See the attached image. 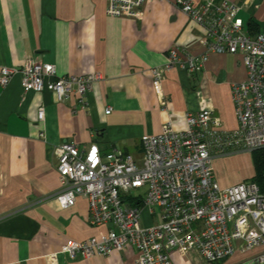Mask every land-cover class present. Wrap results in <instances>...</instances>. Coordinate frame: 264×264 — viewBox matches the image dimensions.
Segmentation results:
<instances>
[{
  "label": "crops",
  "instance_id": "obj_1",
  "mask_svg": "<svg viewBox=\"0 0 264 264\" xmlns=\"http://www.w3.org/2000/svg\"><path fill=\"white\" fill-rule=\"evenodd\" d=\"M230 1L242 6L240 17L250 35L264 30V0ZM250 24L256 33L249 32ZM204 34L166 1L148 2L140 18H127L108 16L106 0H0V72L40 55L56 65L58 76L102 75L87 96L88 107L76 113L75 99L60 103L47 88L25 92L19 75L0 85V264H47L45 256L54 252L59 264H134L137 253L132 247L109 257L76 260L61 252L69 240L99 237L110 227L89 223L83 198L71 208L60 207L58 148L64 142L95 143L103 155L117 147L139 161L144 135L161 133L168 122L175 131H184L186 115L203 107L227 129H236L232 87L247 78L238 55L212 52L202 71H168L162 99L154 89L151 70L165 66L169 50L179 47L185 54L201 55L206 50L198 40ZM53 80L48 77L45 83ZM41 107L44 121L38 118ZM240 157L249 161V170L232 175L229 166ZM251 163L248 154L216 158L215 178L223 188L237 185L255 176ZM144 212V225L157 223L147 209ZM262 252L264 246L239 250L213 264H256L253 259ZM171 260L208 264L196 250L187 255L172 252Z\"/></svg>",
  "mask_w": 264,
  "mask_h": 264
},
{
  "label": "built area",
  "instance_id": "obj_2",
  "mask_svg": "<svg viewBox=\"0 0 264 264\" xmlns=\"http://www.w3.org/2000/svg\"><path fill=\"white\" fill-rule=\"evenodd\" d=\"M106 1L108 16L127 18H140L148 2H170L204 29L198 42L205 53L188 55L174 47L165 66L151 70L160 99L168 71H202L212 52L240 56L247 78L232 87L238 119L234 130L203 107L186 115L184 131H175L168 122L161 133L144 135L139 161L117 147L103 155L95 143L61 144L57 202L68 209L83 198L88 202L89 223L110 227L99 237L69 240L61 252L76 260L109 257L132 247L137 253L134 264H172V252L187 255L196 250L206 263L213 264L239 250L264 246V189L254 180L223 188L214 174L216 158L264 151V30L250 35L240 17L242 6L230 0H201L198 5L191 0ZM16 75L21 77L25 92L47 88L56 93L60 103L75 99L73 113L88 107L87 96L102 79L99 73L58 76L56 65L44 62L40 55L20 68L3 67L0 85L7 86ZM48 77L54 80L46 84ZM38 118L45 120L44 107ZM146 209L157 223L144 225ZM45 259L47 264H59L58 252ZM253 262L264 264V252Z\"/></svg>",
  "mask_w": 264,
  "mask_h": 264
},
{
  "label": "rangeland",
  "instance_id": "obj_3",
  "mask_svg": "<svg viewBox=\"0 0 264 264\" xmlns=\"http://www.w3.org/2000/svg\"><path fill=\"white\" fill-rule=\"evenodd\" d=\"M237 155H250L252 157V167L254 168V171H255V176L257 174V165H256V161L257 158H258V155L259 153H255V152H241V153H236ZM236 154H233V155H236ZM256 157V159H255ZM241 160H239L238 158L236 160H234V163L231 164V166H229V171H231V174L232 175H238V174H242V173H246L248 172V168H249V161L248 160H245L243 157H240ZM255 159V160H254ZM255 176L251 179H246L245 181H251V180H254ZM146 212V211H145ZM145 212H143V219H144V216H145Z\"/></svg>",
  "mask_w": 264,
  "mask_h": 264
},
{
  "label": "trees",
  "instance_id": "obj_4",
  "mask_svg": "<svg viewBox=\"0 0 264 264\" xmlns=\"http://www.w3.org/2000/svg\"><path fill=\"white\" fill-rule=\"evenodd\" d=\"M249 32L251 34L256 33V31L253 29V25L252 24H250ZM259 32H261V31H258L257 33H259ZM256 34H254V35H256ZM255 153H259V155H258L257 160H255L256 157L254 159L256 161V165H257V167H256L257 174H256V176L254 178V181L259 183L261 188L264 189L263 188V186H264V151L263 150L262 151H256Z\"/></svg>",
  "mask_w": 264,
  "mask_h": 264
}]
</instances>
